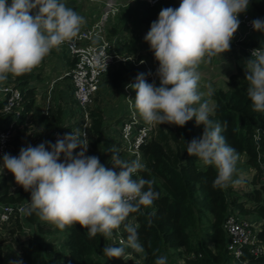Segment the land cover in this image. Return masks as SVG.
Segmentation results:
<instances>
[{
    "label": "clouds",
    "instance_id": "clouds-1",
    "mask_svg": "<svg viewBox=\"0 0 264 264\" xmlns=\"http://www.w3.org/2000/svg\"><path fill=\"white\" fill-rule=\"evenodd\" d=\"M249 4L250 0H180L176 8H162L143 37L158 62L155 75L159 85L146 80L151 73H138L127 85L134 90V108L149 129L161 124L184 127L193 118L196 125L203 126L199 139L186 142V151L216 170L213 187L221 190L240 183L233 178L240 155L222 134L228 121L210 118L215 106L199 91L198 69L202 62L230 50L241 23L238 17ZM85 24L86 19L64 0H0V85L10 74L31 73L52 50L73 44ZM251 26L264 34V19L252 20ZM108 59L102 49L97 67L106 72ZM244 69L252 110L264 114V43L252 49ZM213 94L209 85L207 96ZM83 129L58 136L55 143L26 144L15 156L4 153L0 173L10 172L15 183L30 193V211L61 231L79 225L87 229L89 238L100 235L110 240L123 227L126 241L103 249L108 259L127 261L131 258L127 249L146 255L139 226L129 217L141 213L142 206L151 208L160 193L153 187L154 181L138 176L146 170L139 158L121 159L113 146L107 150L111 153L109 168L98 156L86 155L90 141ZM154 264H168L167 256H158Z\"/></svg>",
    "mask_w": 264,
    "mask_h": 264
},
{
    "label": "trees",
    "instance_id": "trees-1",
    "mask_svg": "<svg viewBox=\"0 0 264 264\" xmlns=\"http://www.w3.org/2000/svg\"><path fill=\"white\" fill-rule=\"evenodd\" d=\"M179 1L161 0L160 4L153 7L142 5L141 24H144L148 31L151 22L157 19L162 8H176ZM249 7L258 17L264 19V0H250ZM132 10L123 12L124 21L133 18L134 14H128L134 12ZM123 27L128 28L126 23ZM251 45L255 44L240 42L232 49L233 52L250 58L247 48ZM121 46L128 52H131V49L136 50L133 43L125 40L121 42ZM136 71L139 70L130 64H121L112 72V87L119 89L128 74ZM244 75L245 73H240L237 77L230 78L228 89L214 90L210 99L214 102L215 114L210 118L221 122L228 121L227 130L222 134L239 155L246 156V164L255 171L252 187L241 194L229 189L233 184L226 190L213 187L216 170L211 166L200 165L198 159L189 156L186 151V142L192 138L199 139L203 132V126L196 125L195 118L188 121L184 127L174 125L176 134H173L171 129L163 130L157 127V134L141 147L146 170L139 172L138 176L154 181L153 187L160 193V197L151 208L145 209L142 206L141 213H132L129 217V220L133 218V222L139 226V241L146 253L142 255L131 249L126 250L138 260V264H154L160 255L167 256L168 264H175L170 262L172 255H177L185 264H235L236 261L226 250V235L222 227L226 216L233 211L242 216L260 219L258 238L264 242V181L260 178L259 169L264 159V134H261L259 141L254 139L256 127L264 125V114L252 110L251 101L247 96L248 82ZM30 76L29 73L16 77V86L23 94L22 114L18 125L25 124L26 116L34 105L35 89L26 85ZM2 105L3 102L0 101V109ZM38 120L44 136L59 126L62 113L57 110L50 115L39 114ZM103 126L102 111L96 108L92 112L93 137L90 139V148L86 155H94L92 151L99 149L97 156L102 164L110 161L111 153L107 150L113 147ZM17 132L21 130L18 128ZM17 132L15 138L20 136ZM119 155L121 159L127 160L125 155ZM258 156L261 157V161ZM106 167L112 166L107 164ZM28 193L23 188L17 194L11 193L7 178L0 177L1 203H18L23 201ZM206 214L209 218L207 221L209 230L204 233V238L197 236L195 225L202 221ZM25 226L31 227L29 230L31 236L20 244V260L23 264H123L119 259H108L103 253L104 247L109 244L107 239L100 235L89 238L87 229H82L79 225L61 231L54 225L42 221L35 211L27 210L23 218H16L13 227L8 230V235L14 236ZM121 233L126 239L127 233L123 227ZM53 234L59 237L63 234L64 237L59 243L47 241V237ZM4 242L1 237L0 264H7L4 257ZM61 246L62 248H59ZM248 260L250 264H264V256L257 258L250 256Z\"/></svg>",
    "mask_w": 264,
    "mask_h": 264
},
{
    "label": "built area",
    "instance_id": "built-area-1",
    "mask_svg": "<svg viewBox=\"0 0 264 264\" xmlns=\"http://www.w3.org/2000/svg\"><path fill=\"white\" fill-rule=\"evenodd\" d=\"M146 1L149 5H155L159 0ZM118 13V3L113 0L105 1L100 14L95 16L92 22L85 24L81 28L79 38L71 45L64 44L61 46L60 49L65 50L73 62L71 69L63 74V76H68L70 78V100L65 108V116L63 115L59 126L51 130L47 135L42 136L43 139H39L40 143L43 141L55 143L58 136H63V134L77 127L81 129L86 127L87 129L83 130L88 133V139L90 141L91 137H93L91 133L92 112L93 107L96 106V96L102 81L113 68L127 63L137 68L139 71L128 74L122 86L119 88L121 94L120 103L122 104L117 113L116 133L114 138L110 140L113 146L119 149V154L125 155L128 161L139 158L143 163L141 147L155 136L157 126L149 129L145 125L134 108L135 92L127 87V85L134 82L138 73H151V75H146V80L149 83L155 80L157 84V76L155 73L158 64L154 60L153 52L149 47L148 49L146 48L147 50L143 47L141 50L136 48V52H128L121 48V42L124 39L120 40L115 34L108 36L107 30L114 22ZM238 18L241 23L235 33L237 41L236 46L240 42H245L249 35L256 32L252 29L251 21L260 17L248 7L247 11L240 14ZM260 46L261 45H251L248 47V56H251L252 49ZM102 49L109 57L107 60L106 72L102 71L96 65L97 57L100 56ZM141 60H143L144 63L141 64ZM57 80L56 78H52L49 81L45 101L40 110L41 114L50 115L52 112L53 103L51 94ZM26 85L27 87L30 86L29 83ZM22 97L23 94L21 89L16 86V77L10 74L7 82L0 85V101L3 102L0 114L1 118L4 119L3 125L0 126V157H2L4 153H9L14 156L17 155L11 152L10 148L18 128L22 130L24 126L18 125V120L22 114ZM32 112L33 110L31 109L26 116L25 122L28 117L32 115ZM102 119L104 120L103 115ZM107 127L108 126H103V130L105 134H107L106 136L109 137V130ZM261 134H264V125H258L256 127L254 139L256 140L257 136H259L260 139ZM89 148L90 143L88 150ZM77 151H79V148L74 150V154ZM258 158L261 161V157L258 156ZM259 169L260 178L264 181V159L261 161ZM18 187L21 188L19 185ZM30 198L29 193V196H26L23 201L18 203H0V234H3V231L8 233V230L13 227L16 218H23L25 212L30 210ZM129 221H133V218H130ZM135 224L137 223L135 222ZM222 227L226 235V250L236 261L235 264H250L248 260L250 256L254 258L264 256V242L258 238L260 223L255 217L248 216V218H246L238 212L236 213V211H233L226 216ZM23 229V233H27L28 235L29 229L26 226L23 227ZM121 241H126V239L122 236L121 230L116 231L114 241L111 245L120 246ZM237 253H242V255L237 257ZM191 256L193 257V255ZM133 257L134 256L131 254V258L127 261L122 259H119V261L123 264H138V260ZM181 261L182 262L179 264H185L183 260Z\"/></svg>",
    "mask_w": 264,
    "mask_h": 264
},
{
    "label": "rangeland",
    "instance_id": "rangeland-1",
    "mask_svg": "<svg viewBox=\"0 0 264 264\" xmlns=\"http://www.w3.org/2000/svg\"><path fill=\"white\" fill-rule=\"evenodd\" d=\"M105 1L107 0H64V3L68 7H71L75 11H77L81 16H83L86 19V24H88L95 19V16L100 14V12L102 11L104 7ZM113 1L118 3L119 13L115 17L114 22L109 26L107 30L108 36H111L115 33V35L120 40L124 39L125 41L130 42L131 44L133 43L134 48H138V50H141L144 47V49L147 50L149 47V44L143 39V37L147 33V29L145 25L141 24L140 22V12L142 9L141 6L144 5L148 7H153V6H156L157 4H160L161 0H159L155 5H149L146 0H113ZM179 3L180 1L178 2V5ZM128 9H133L132 11L134 12L129 11L130 13L128 14L130 15L134 14V15H133V18L127 21H124L123 12L127 13ZM124 23L127 24V27H128L127 29L123 27ZM256 33L258 36L257 39L258 38L264 39V34L258 31H256ZM236 42H237L236 35L234 34V38L231 42V47L229 51L221 53L220 58L213 57L208 62H202L201 65L199 66L198 71L200 72V75H201V79L199 81V91L205 94L204 98L208 99L210 105L213 100L210 99L209 96H207L209 85L211 86L213 90L219 89V88L226 90L229 88L228 83H229L230 78H235L240 73H245L244 64L248 58L246 56L238 54L236 51L233 52L232 47L236 44ZM255 42H260V40H256V39L249 37L244 43L254 44ZM136 50L132 51L131 49V52H136ZM56 63L59 67L58 62H54L53 64L50 65V68L55 66ZM116 69L117 67L113 68L112 71L108 73V78L105 81V83H106V87L111 86V87H108L109 88L108 92L114 90V96H115L114 98L121 102L120 89H115L114 87H112V84H111V75H112V72ZM158 85H159V79H157V86ZM113 100L114 99L109 100L110 101L109 103L113 104L114 102ZM95 108L101 109L102 115L104 114L103 113L104 110L105 112L108 111V109L103 108V106H101L100 102L98 101L96 102V106L93 107V111L95 110ZM107 108H110V106H108ZM40 112H41L40 108L39 109L33 108L31 118L26 120L24 126L22 127V131L17 132V134L20 135L17 138L18 140L17 143L20 144V147L21 146L24 147L26 146V144H29V143L35 146V142L38 138L37 136L38 131L35 127L38 126V115L40 114ZM157 127L158 129L161 128L163 130L171 129L173 134H176V132L174 131V128H175L174 125L161 124ZM92 153L97 156L99 153V149L92 151ZM198 161H199V164L203 166V163L200 160ZM103 164L105 166H107V164L109 166H112L110 164V161L105 162ZM254 173L255 171L246 164V156L244 154L240 155V159L237 163V172L235 173L233 177L234 180H239L240 183L233 184V187L229 189L231 190L233 189L235 192L239 194L248 191L252 187L251 183H252V178H253ZM246 206L249 207L248 204H246ZM206 217H207V214L204 217H202V221H200L199 223H196L195 225L196 234L199 237L202 236L205 238L204 233L206 232V230H209V224L207 223L209 218L208 217L206 218ZM243 217L248 218V216H243ZM256 220L259 223H261L260 219L256 218ZM120 230L121 229L116 230V231H120ZM23 231L24 229L21 232L16 233L14 236L8 235V233H5L4 231H3V234H0V238L4 237L3 240H5L3 244V248H4V257H5L7 264H9V261H16L20 259V252H21L20 244L25 242L29 238V236H31L29 232L27 235V233H23ZM116 231H114V235L112 239L110 240L107 239L109 243L108 245H111L113 243ZM57 236L58 235L53 234L51 237H47L48 239L47 241L49 242L53 241V243L54 242L59 243L61 239H63L64 235L61 234L60 237L59 236L57 237ZM59 248H62V246ZM170 262L179 264L182 261L178 259L177 255L176 256L172 255L170 257Z\"/></svg>",
    "mask_w": 264,
    "mask_h": 264
},
{
    "label": "crops",
    "instance_id": "crops-1",
    "mask_svg": "<svg viewBox=\"0 0 264 264\" xmlns=\"http://www.w3.org/2000/svg\"><path fill=\"white\" fill-rule=\"evenodd\" d=\"M255 33H252L251 35H249L248 38L251 37L253 39L260 40V42H255L254 43L255 45H261V43H264V39H261V38L257 39L258 36H257V33H256V35H255ZM54 62H58L59 67L56 63V65L53 66L55 68H53V67L50 68V65L53 64ZM72 66H73V62H72L71 58L69 57V55L65 52V50L59 49L57 51L54 49V50H52L50 55L45 57V59L42 61L41 65L39 67L35 68L30 73L31 76L27 80V83H29V85L35 89L33 108H38V109L40 108V110H41V108L44 104V101H45L46 90L48 88L49 81L52 78H56L58 80L54 84V88H53V91L51 94V99H52V103H53L52 112L59 110L62 113V117H63V115L65 116V112H66L65 108L67 107L68 102L70 100V98H69L70 78L68 76H63V74L65 72L69 71ZM107 78H108V76L105 77L104 80L102 81V84L98 90L96 99L98 102H100V104H101V106H103V108L108 109L107 112H105V110L103 112L104 113L103 114V118H104L103 123H104V126H108L107 128L109 130L108 131L109 138L113 139L115 136V133H116L115 127L117 126V124H116L117 123V115H118L117 113L120 110L121 103L119 100L114 98L115 97L114 96V90L108 92V90H109L108 87H111V86L106 87L105 81L107 80ZM112 99H114L113 104L109 103L110 102L109 100H112ZM213 104H214V102L212 101L211 105H213ZM108 106H110V108H107ZM33 108H32V110H33ZM40 114H41V112H40ZM30 118H31V116L28 117V119H30ZM3 121H4V119L0 118V126L3 125V123H4ZM35 128L38 131V135H37L38 138L36 140L37 142L35 143V145H37V143L38 144L40 143L39 138L42 137V134H43L42 125L40 124L39 120H38V126ZM17 142H18L17 138H14V142L11 145L10 151L14 152L18 155L19 149L23 146L20 147V144L18 145ZM1 176L7 178L9 190L11 193L17 194V192L22 188V187L21 188L18 187V185L14 181L13 175L10 172H7L6 169L3 171V173H1L0 177ZM27 196H29V193L27 194ZM28 229L30 230L31 227H29Z\"/></svg>",
    "mask_w": 264,
    "mask_h": 264
}]
</instances>
